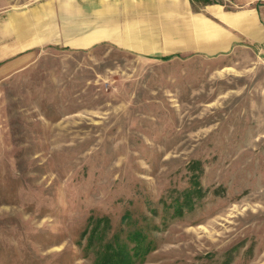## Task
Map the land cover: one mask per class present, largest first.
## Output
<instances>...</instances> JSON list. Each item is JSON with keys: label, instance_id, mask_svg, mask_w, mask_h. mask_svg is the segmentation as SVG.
Instances as JSON below:
<instances>
[{"label": "rangeland", "instance_id": "374dc122", "mask_svg": "<svg viewBox=\"0 0 264 264\" xmlns=\"http://www.w3.org/2000/svg\"><path fill=\"white\" fill-rule=\"evenodd\" d=\"M66 1L0 0V264H264L262 45L131 48L137 0L29 31Z\"/></svg>", "mask_w": 264, "mask_h": 264}, {"label": "crops", "instance_id": "0c3cea01", "mask_svg": "<svg viewBox=\"0 0 264 264\" xmlns=\"http://www.w3.org/2000/svg\"><path fill=\"white\" fill-rule=\"evenodd\" d=\"M67 1L58 5L55 11L57 17L65 18L63 23H51L48 18L44 23H37V27L32 26L29 31L33 33L35 29H39L42 32L41 37L46 38L56 34L55 31L60 28V31L66 34H79L81 38L76 44L83 46L109 36L110 33L105 32L107 26L93 28L96 24L104 23L105 18L103 19L102 15L104 7L108 5L107 1ZM137 1L131 8L136 12H132L146 13L148 10L152 16L149 14L143 21H153L154 24L145 25L147 30L140 33L136 32L134 24L128 27L130 40L126 44L131 48L170 51L173 52L171 55L185 51L203 56H218L240 45H262L264 48V0H221L217 5L204 3L198 12L192 11L191 0ZM44 4L43 8L37 6L34 11L30 10V15L36 12L40 15L44 12L45 16H52L49 4ZM19 30L20 27L17 33H21ZM19 42L18 40V47Z\"/></svg>", "mask_w": 264, "mask_h": 264}]
</instances>
